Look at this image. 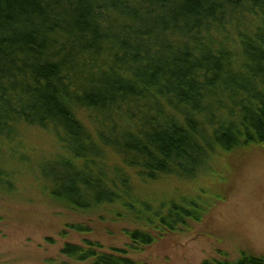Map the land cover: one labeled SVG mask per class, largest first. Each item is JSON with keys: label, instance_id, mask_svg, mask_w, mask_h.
Segmentation results:
<instances>
[{"label": "trees", "instance_id": "trees-1", "mask_svg": "<svg viewBox=\"0 0 264 264\" xmlns=\"http://www.w3.org/2000/svg\"><path fill=\"white\" fill-rule=\"evenodd\" d=\"M28 135L51 145L34 162ZM253 145L264 147V0H0V192L31 172L72 214L129 224L124 246L86 238L60 254L140 264L131 253L203 218L204 192L183 184L215 181Z\"/></svg>", "mask_w": 264, "mask_h": 264}, {"label": "rangeland", "instance_id": "rangeland-1", "mask_svg": "<svg viewBox=\"0 0 264 264\" xmlns=\"http://www.w3.org/2000/svg\"><path fill=\"white\" fill-rule=\"evenodd\" d=\"M25 141L21 152L33 162V154L51 150L41 137L28 135ZM5 162L9 169L17 160ZM224 162L220 178L186 182L180 189L188 194L201 188L206 200L203 218L131 253L134 260L202 264L213 258L236 260L242 252L264 257V147L250 146L226 156ZM16 179L15 191L0 192V264H88L60 254L61 248L68 242L82 244L86 238L113 246L129 241L126 222L72 214L43 193L33 173H20ZM71 223L88 225L90 231L69 227Z\"/></svg>", "mask_w": 264, "mask_h": 264}]
</instances>
